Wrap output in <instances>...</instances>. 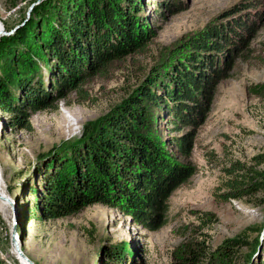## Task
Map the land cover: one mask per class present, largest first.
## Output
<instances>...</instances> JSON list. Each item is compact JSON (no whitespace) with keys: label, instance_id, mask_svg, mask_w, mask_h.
I'll use <instances>...</instances> for the list:
<instances>
[{"label":"rangeland","instance_id":"obj_1","mask_svg":"<svg viewBox=\"0 0 264 264\" xmlns=\"http://www.w3.org/2000/svg\"><path fill=\"white\" fill-rule=\"evenodd\" d=\"M44 1L0 0V43L24 28ZM169 1L166 7V0H139L143 21L154 35L149 44L66 89L50 109L12 114L0 107L3 186L15 201L10 190L17 192L26 179L32 180L41 161L49 163L58 151L70 152L86 126L102 123L145 83L158 79L169 84V74L186 63L200 34L237 22L252 25L250 45L235 52L201 126L177 130L164 107L148 109L150 127L186 174L166 202L163 223L155 228L153 217L142 220L95 204L63 218H25L21 239L9 209L0 212V264H20L14 235L34 264H211L210 255L229 239L242 244L214 264H264V0ZM23 48L15 50L14 58L25 54ZM55 64L41 61L32 75L34 84L54 95L59 80ZM15 116H26L30 128L12 126ZM184 138L191 142L187 149ZM44 175L43 170L37 173ZM237 175L259 185L245 188L244 198L231 199L239 193L231 188ZM191 248L196 251L193 263L186 252Z\"/></svg>","mask_w":264,"mask_h":264},{"label":"trees","instance_id":"obj_2","mask_svg":"<svg viewBox=\"0 0 264 264\" xmlns=\"http://www.w3.org/2000/svg\"><path fill=\"white\" fill-rule=\"evenodd\" d=\"M169 2L163 6L170 7ZM140 5L139 0H46L38 5L26 26L0 43V107L12 114L50 109L65 97L66 89L77 88L88 75L144 49L154 35ZM252 35L253 26L242 22L200 34L186 63L169 74V84L158 79L145 83L105 122L86 126L70 152L58 151L49 163L37 164L30 174L35 183L28 178L17 192L10 190L20 210V238L25 218H63L95 204L142 220L153 217V226L159 228L166 202L186 174L150 127L148 109L164 107L177 130L201 126L225 69H232L235 52L247 48ZM18 47H24L25 54L17 59L13 55ZM49 60L56 63L59 77L55 95L44 91L41 83L34 84L32 77L38 64ZM25 118L15 116L12 126L30 128ZM182 145L187 149L191 142L184 138ZM41 170L43 177L40 172L37 176ZM239 178L243 175L231 181V188L239 191L231 199H242L248 195L245 188L259 185ZM241 244L240 239L227 240L210 255L211 264L227 259ZM186 252L193 263L196 251Z\"/></svg>","mask_w":264,"mask_h":264},{"label":"bare ground","instance_id":"obj_3","mask_svg":"<svg viewBox=\"0 0 264 264\" xmlns=\"http://www.w3.org/2000/svg\"><path fill=\"white\" fill-rule=\"evenodd\" d=\"M3 32L2 27H0V35ZM8 194L4 191V186H3V173L0 167V212H6L7 210L12 211V205L11 203L7 200ZM19 242V239H17ZM20 244V242H19ZM14 254L17 256V259L19 260L20 264H30L28 261L24 260L22 257H20L18 251L14 247Z\"/></svg>","mask_w":264,"mask_h":264},{"label":"water","instance_id":"obj_4","mask_svg":"<svg viewBox=\"0 0 264 264\" xmlns=\"http://www.w3.org/2000/svg\"><path fill=\"white\" fill-rule=\"evenodd\" d=\"M7 200L11 203L12 205V209H13V213H14V224H15V229H16V225H17V219H18V205L17 203L10 197H7ZM18 237L17 235H14L13 238V246L16 248V250L18 251L20 257H22L24 260L28 261L30 264H34V262H32L29 257H27V255L24 253V251L22 250L19 242H18Z\"/></svg>","mask_w":264,"mask_h":264}]
</instances>
